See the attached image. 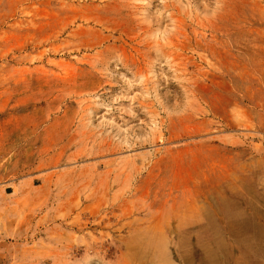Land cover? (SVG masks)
Masks as SVG:
<instances>
[{
  "label": "rangeland",
  "instance_id": "1",
  "mask_svg": "<svg viewBox=\"0 0 264 264\" xmlns=\"http://www.w3.org/2000/svg\"><path fill=\"white\" fill-rule=\"evenodd\" d=\"M238 251L264 264V0H0V264Z\"/></svg>",
  "mask_w": 264,
  "mask_h": 264
},
{
  "label": "bare ground",
  "instance_id": "2",
  "mask_svg": "<svg viewBox=\"0 0 264 264\" xmlns=\"http://www.w3.org/2000/svg\"><path fill=\"white\" fill-rule=\"evenodd\" d=\"M241 196V195H240ZM207 198V197H206ZM205 198V202L209 205V207L211 208V210H212V213L215 215V216H218V217H220L221 219H222V221H224V223H228L229 225H233V218H235V212H232V213H230V216L229 215H227V214H225V211H224V209L223 208H214V206H213V204L211 203L212 201L210 200V201H208L207 199ZM245 200H246V198H244V197H238V199H237V203H242L243 204V202H245ZM223 201H228V200H223ZM221 202V201H220ZM241 204V205H242ZM208 207V206H207ZM220 207H222V205L220 206ZM231 227V226H230ZM226 234L228 235V237H231V238H233L234 237V235L236 234V232L235 231H233L232 230V227H231V230H230V232H229V230H226ZM236 236V235H235ZM236 245H240V247H241V244L240 243H234V245H233V247H234V250H235V248H236ZM247 257L241 252V251H238L237 252V254H236V259L239 261L238 263H240V264H242V262H240V261H243V260H245ZM201 262H202V264H207V262L206 261H208L209 262V264H215L217 261L216 260H213L210 256L209 257H200V259H199ZM197 264V263H196ZM201 264V263H200Z\"/></svg>",
  "mask_w": 264,
  "mask_h": 264
}]
</instances>
